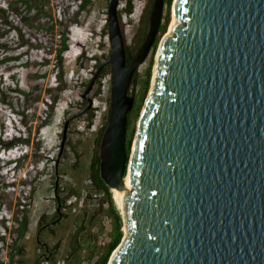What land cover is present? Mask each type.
Listing matches in <instances>:
<instances>
[{
    "label": "water",
    "instance_id": "1",
    "mask_svg": "<svg viewBox=\"0 0 264 264\" xmlns=\"http://www.w3.org/2000/svg\"><path fill=\"white\" fill-rule=\"evenodd\" d=\"M107 5L110 71L99 177L123 187L121 241L107 264H264V0H173L151 87L127 156L129 87L157 36L153 0L143 42L128 61ZM63 127L60 150L65 142Z\"/></svg>",
    "mask_w": 264,
    "mask_h": 264
},
{
    "label": "rangeland",
    "instance_id": "2",
    "mask_svg": "<svg viewBox=\"0 0 264 264\" xmlns=\"http://www.w3.org/2000/svg\"><path fill=\"white\" fill-rule=\"evenodd\" d=\"M8 1L0 0V7L7 6ZM12 1L8 14L26 45L17 48L21 40L15 31L0 39V44L11 48L7 52L0 49V141L6 143L20 135L27 142L10 150L0 147V235L5 238L3 245L0 242V264H94L106 252L114 231L106 196L94 191L89 182L90 163L99 154L107 124L110 93L101 92V81L106 79L110 90L108 65L85 96L93 112L89 126L85 115L88 102L83 94L97 66L108 57L104 20L109 0H89L84 11H78L80 0H27L29 11L22 2ZM167 1L160 24L166 22L168 12L166 30L159 35L152 57L149 52L138 66L133 75L135 83L131 81L128 91L133 98L126 130V135L132 131L130 150L151 87L156 52L172 20L173 0L169 7ZM152 3L134 2L132 13L120 17L125 47L132 55L139 48L141 27L145 32L148 29ZM124 4L125 0H119L118 11ZM62 36L67 44L61 53L65 87L53 103L56 54ZM16 56L17 60L8 59ZM148 69L149 85L142 97ZM65 124V142L60 150ZM23 218L27 220L26 230L17 241L22 255L9 261V246ZM121 230L123 236V227Z\"/></svg>",
    "mask_w": 264,
    "mask_h": 264
},
{
    "label": "trees",
    "instance_id": "3",
    "mask_svg": "<svg viewBox=\"0 0 264 264\" xmlns=\"http://www.w3.org/2000/svg\"><path fill=\"white\" fill-rule=\"evenodd\" d=\"M17 1L22 2V4H24L27 11H29L31 9V6L28 4L27 0H17ZM138 1H142V0H125L124 8L118 11L119 23H120V17L122 15H130L132 13L133 3L138 2ZM12 3H13V1L9 0L7 3V6L0 7V39L5 34L11 32V31H15L17 33V36L21 40V44L18 45L17 48H22L26 45V43H24V41L22 39L23 35L20 34V31L17 29V27L14 25V23L10 20V16L8 14V10L10 11ZM88 3H89V0H80V4L78 6V11H84L86 6L88 5ZM169 4H170V0L167 1V7H169ZM168 19H169V15L167 12L166 22L160 26V28L158 30V34L155 37L153 45L150 49V56L151 57L154 54V51H155L156 46L158 44L159 35L162 33L164 34V32L166 30V24L168 22ZM120 28H121V32L123 34V28H122L121 23H120ZM146 32H145V27L142 26L140 29V33H139V46L143 42L144 37L146 35ZM123 38L125 39L124 35H123ZM0 49H3L4 52H7L11 48L7 44H0ZM66 49H67L66 38L64 36H62L60 48L58 49L57 54H56V63H57V71L55 73L56 92L54 93V95L51 98L53 103H55L59 99V95L65 87L64 79L62 78V57H61V53L64 52ZM125 55H126V61H128L130 59V57L132 56V54L129 52L127 47H125ZM8 59L9 60H17L18 56L9 57ZM104 73H105V69L101 70L99 77L103 76ZM150 74H151V70L148 69V71L145 75V79H144L143 84H142L143 85L142 86V92H141L142 97L147 92L149 80H150ZM132 83H135V78H132ZM15 92H20V91H15ZM97 94H98V90H96L94 92V95H97ZM8 106L11 108V104L8 103ZM85 115H86L87 126H89L91 121H92V118H93L92 110L88 109L87 111H85ZM129 126H130V122H129V119L127 118V130H129ZM131 139H132V131L130 133L128 132V134L126 135L125 149H126L127 156L129 155V152H130ZM26 142L27 141L25 139H23L20 135L19 136H12L10 139H8L6 141V143L0 141V147H2L5 150H10V149L15 148L17 146H20L22 144H26ZM98 166H99V157L97 154H95L92 157V160L90 163L89 182H90L94 191H96L98 193H102L103 195L106 196V199L109 202V211L111 212V216L113 217V220H114V231H113L112 240H111L106 252L100 258H98L94 264H107L108 259L110 257V254L116 248V246L119 244V242L122 238V230H121L122 221H121L120 215L118 214V211L115 209V206L112 202L110 190L104 185V183L101 181V179L99 177ZM26 226H27L26 218H23L20 222H18V228L16 231V238L13 239L11 245L9 246V251H8L9 261H12L14 256H21L22 255V247L17 243V241L24 236ZM0 242H1V245H3L5 243L4 235H0Z\"/></svg>",
    "mask_w": 264,
    "mask_h": 264
},
{
    "label": "bare ground",
    "instance_id": "4",
    "mask_svg": "<svg viewBox=\"0 0 264 264\" xmlns=\"http://www.w3.org/2000/svg\"><path fill=\"white\" fill-rule=\"evenodd\" d=\"M171 19H172L171 20V23H172L173 22L172 16H171ZM171 23H170V25H171ZM170 25H169V27H170ZM168 31H169V28H168ZM123 187L126 189V191H128L129 188H128L127 177H125V179H124ZM111 191L113 193V197H114V200L117 203L118 208L121 210L122 209V205H123V198H124V195H125L126 191L125 190H120V189H117V188H113V189H111Z\"/></svg>",
    "mask_w": 264,
    "mask_h": 264
},
{
    "label": "built area",
    "instance_id": "5",
    "mask_svg": "<svg viewBox=\"0 0 264 264\" xmlns=\"http://www.w3.org/2000/svg\"><path fill=\"white\" fill-rule=\"evenodd\" d=\"M104 24H106V20H104ZM109 91V86L107 83V80L101 81V92L102 93H107Z\"/></svg>",
    "mask_w": 264,
    "mask_h": 264
},
{
    "label": "flooded vegetation",
    "instance_id": "6",
    "mask_svg": "<svg viewBox=\"0 0 264 264\" xmlns=\"http://www.w3.org/2000/svg\"><path fill=\"white\" fill-rule=\"evenodd\" d=\"M89 109V108H88Z\"/></svg>",
    "mask_w": 264,
    "mask_h": 264
}]
</instances>
